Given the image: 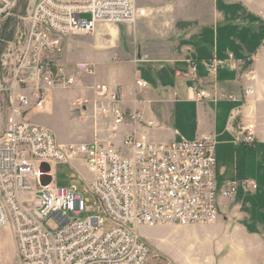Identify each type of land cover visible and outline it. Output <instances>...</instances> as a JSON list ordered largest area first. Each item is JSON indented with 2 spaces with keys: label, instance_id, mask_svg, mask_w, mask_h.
Here are the masks:
<instances>
[{
  "label": "built area",
  "instance_id": "2783aa9c",
  "mask_svg": "<svg viewBox=\"0 0 264 264\" xmlns=\"http://www.w3.org/2000/svg\"><path fill=\"white\" fill-rule=\"evenodd\" d=\"M13 5L14 0H0V20ZM136 17L134 0H36L25 30L0 58V97L6 101L0 227L13 232V264H174L151 248L140 227L212 223L225 199L239 189L249 193L257 188L251 179L219 182L211 135L190 139L175 132L170 140H154L131 130L123 135L121 147L97 139L61 145L49 128L26 117L43 108L50 89L75 84L74 74L59 60L65 38L92 35L100 23L133 22ZM192 60L187 75L196 79L198 66ZM223 66L238 68L232 52L203 62L212 75ZM74 69L93 75L95 65L78 62ZM135 84L147 87L142 79ZM90 88L93 110L112 132L143 120L140 110L122 107L117 88L104 83ZM193 89L195 100L208 97L205 90ZM251 129L243 128L241 142L254 141ZM72 160L89 175L86 196L56 186L55 166ZM87 203L95 213L79 217Z\"/></svg>",
  "mask_w": 264,
  "mask_h": 264
},
{
  "label": "crops",
  "instance_id": "0c3cea01",
  "mask_svg": "<svg viewBox=\"0 0 264 264\" xmlns=\"http://www.w3.org/2000/svg\"><path fill=\"white\" fill-rule=\"evenodd\" d=\"M192 6L191 14L180 10L161 12L170 28L168 37L172 36L170 39L175 40L170 42V46L159 45L160 36L155 34L154 29L152 46L147 49L146 55L120 58L118 55L124 54L123 46H108L99 38L93 45L96 52L83 58L92 61L95 67L97 65L95 84L101 81L110 88H117L124 109L143 113L141 122L119 126L116 132H112L106 121L104 124L108 128H102L97 138L121 147L123 135L131 130L154 140H170L175 132L190 139L214 136L216 174L222 183L220 176L224 171V159L218 160L217 146L241 143L245 149L259 147L264 154V0H193ZM179 19L189 20L186 28L176 25ZM165 24L163 22L162 26ZM190 27L193 28L189 30ZM165 37L163 34L162 39ZM229 52L237 60L238 69L223 66L212 75L203 67L204 61L226 58ZM190 59L198 66L196 79L187 75ZM137 79L144 80L147 87L138 88L135 84ZM193 87L205 90L208 97L195 100ZM62 92L57 88L50 89L43 108L29 111L26 117L43 125L35 121L33 115L52 112L50 97ZM166 100L190 104L191 109L187 110L185 105L180 104L168 115L181 123L190 121L194 135L180 132L184 125L181 130L180 127H169L166 125L167 118L162 121L153 114V103L161 106ZM69 102L75 105L78 101L75 102L72 97ZM231 103L239 105L232 106ZM81 121L90 126L89 138L92 141L91 122ZM145 122H152V125L147 126ZM249 125H252L254 141L247 144L240 138L243 128ZM160 132L165 134L160 135ZM55 137L61 145L73 143L66 142L61 135ZM238 193L241 197L223 201L215 222L189 226L156 225L150 228L160 229L161 233L141 236L153 250L174 264H264V204H254L253 210L247 213L243 208V197L250 192L244 193L239 189ZM0 234V264H13L15 244L11 232L5 227L0 228Z\"/></svg>",
  "mask_w": 264,
  "mask_h": 264
},
{
  "label": "rangeland",
  "instance_id": "374dc122",
  "mask_svg": "<svg viewBox=\"0 0 264 264\" xmlns=\"http://www.w3.org/2000/svg\"><path fill=\"white\" fill-rule=\"evenodd\" d=\"M35 1L36 0H14L13 7L1 18V59H3L2 54L7 51L9 42L14 41L25 30L27 24L26 16ZM134 2L137 9V17L133 22L117 24L100 23L94 31V33H98V35L67 37L63 40L59 60L63 64V68L67 73L74 74L75 84L72 87H56L57 89L62 90L63 94L54 93L51 95L50 106L52 112L44 111L33 115L35 121L43 123V125L41 124L42 126H47V128L49 126L52 128V131H54V134L58 138L59 135H61L68 143L89 142L90 126L84 125L81 120L91 122V129L93 130L92 141L95 139L100 140L97 138V135L100 134L102 128H108V125L104 124L106 123V120L98 112L93 110L94 94L90 86L95 84L94 80L98 76L97 65L93 75L83 72L77 73L74 69L78 62L93 63L92 61L84 59L83 56L96 52L93 45L97 43L99 38L103 44H107L108 46H114V44H120L123 46L124 54L118 55L120 58H123L121 56H127L124 58H130V55H146L148 53L147 49L152 46V34L154 29L156 30V32L154 31L155 34H159L160 36L158 37L159 45L170 46V42L175 41L170 39L172 36L168 37L170 28L167 23L168 21L163 19V15H161L162 11L178 12L180 10L187 14H191L193 11V0H134ZM188 21V19L183 21L179 19L177 20L176 25L179 28H186ZM163 22H166L164 26H162ZM246 25L248 26V24ZM192 28L193 27H190L189 30ZM110 29L115 30L113 36L109 33ZM247 29H249V26ZM163 34L166 36L165 39H162ZM112 53L114 54L117 52ZM7 59H9V57H7ZM95 61L96 60H94V62ZM100 82L101 81L97 83L99 84ZM158 96L160 97V94H158ZM72 97H74L75 102L78 101L75 105H71L69 102ZM79 102L82 103L80 104ZM180 104L185 105L187 110L191 109V106L188 103H179L178 101L173 103L172 101L170 102L166 100L161 106L159 103H153V114L162 121H165L167 118L166 125L169 127H180L179 129L181 130L184 125L186 131H183V129L180 132L187 135H194L192 130L193 124L190 121L181 123L179 120H172V117L169 118V112H172L174 108L179 107ZM231 104L232 106L239 105L238 103ZM5 117L6 101L5 97H0V138L4 132ZM159 134L163 135L165 133L160 132ZM237 137L235 138V141L237 140ZM260 150L262 149L259 147L256 149H245L241 143L235 146L232 144H225L222 147L217 146L216 148V156L218 160L221 161V159H224L222 161L224 171L220 176L223 185L232 181L234 178H246L256 182L257 188L243 197V199H245L243 208L247 213H250L253 210L254 204H264V154H262ZM54 172L57 187L75 188L86 196L84 190L85 180L89 177L86 169L82 165H79L75 160H72L67 164H57L54 168ZM233 197L237 199L241 197V195L237 192ZM94 213L95 210L92 204L87 203L79 217L83 218L85 216L93 215ZM8 229L13 238L12 230L10 228ZM138 232L141 235L153 236L161 233V230L142 226L138 229ZM1 236L2 235L0 234V237Z\"/></svg>",
  "mask_w": 264,
  "mask_h": 264
},
{
  "label": "water",
  "instance_id": "95a60500",
  "mask_svg": "<svg viewBox=\"0 0 264 264\" xmlns=\"http://www.w3.org/2000/svg\"><path fill=\"white\" fill-rule=\"evenodd\" d=\"M42 166H44V167H46L47 168V165L46 164H42ZM48 182V179H46V180H42V183H47Z\"/></svg>",
  "mask_w": 264,
  "mask_h": 264
},
{
  "label": "bare ground",
  "instance_id": "6f19581e",
  "mask_svg": "<svg viewBox=\"0 0 264 264\" xmlns=\"http://www.w3.org/2000/svg\"><path fill=\"white\" fill-rule=\"evenodd\" d=\"M109 31H110V34H114L115 33V30L114 29H110Z\"/></svg>",
  "mask_w": 264,
  "mask_h": 264
}]
</instances>
